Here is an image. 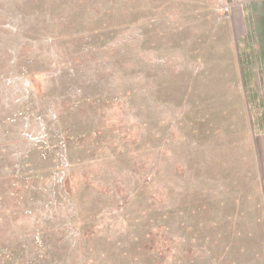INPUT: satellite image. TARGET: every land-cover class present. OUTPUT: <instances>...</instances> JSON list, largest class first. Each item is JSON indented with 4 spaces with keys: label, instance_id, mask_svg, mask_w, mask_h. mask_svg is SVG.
<instances>
[{
    "label": "rangeland",
    "instance_id": "1",
    "mask_svg": "<svg viewBox=\"0 0 264 264\" xmlns=\"http://www.w3.org/2000/svg\"><path fill=\"white\" fill-rule=\"evenodd\" d=\"M0 264H264L249 0H0Z\"/></svg>",
    "mask_w": 264,
    "mask_h": 264
},
{
    "label": "crops",
    "instance_id": "2",
    "mask_svg": "<svg viewBox=\"0 0 264 264\" xmlns=\"http://www.w3.org/2000/svg\"><path fill=\"white\" fill-rule=\"evenodd\" d=\"M249 5L259 48L260 62L264 71V0H249Z\"/></svg>",
    "mask_w": 264,
    "mask_h": 264
}]
</instances>
